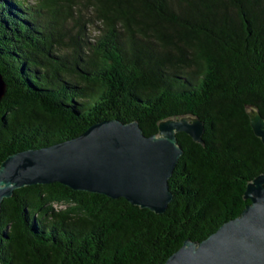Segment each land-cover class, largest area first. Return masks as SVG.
I'll list each match as a JSON object with an SVG mask.
<instances>
[{
	"label": "trees",
	"instance_id": "obj_1",
	"mask_svg": "<svg viewBox=\"0 0 264 264\" xmlns=\"http://www.w3.org/2000/svg\"><path fill=\"white\" fill-rule=\"evenodd\" d=\"M0 75V162L100 120L145 135L169 117L204 123L203 143L176 132L162 213L58 182L14 189L0 264L162 263L239 215L264 171L246 113L264 117V0H0Z\"/></svg>",
	"mask_w": 264,
	"mask_h": 264
},
{
	"label": "water",
	"instance_id": "obj_2",
	"mask_svg": "<svg viewBox=\"0 0 264 264\" xmlns=\"http://www.w3.org/2000/svg\"><path fill=\"white\" fill-rule=\"evenodd\" d=\"M4 88L0 75V97ZM246 113L264 146V117L252 106ZM180 131L203 143V121L184 114L160 120L150 135L137 121L113 118L72 138L10 153L0 162V209L16 188L58 182L162 213L173 196L168 178L183 152ZM243 198L248 202L239 215L202 240L184 239L158 264H264V171L246 184Z\"/></svg>",
	"mask_w": 264,
	"mask_h": 264
},
{
	"label": "rangeland",
	"instance_id": "obj_3",
	"mask_svg": "<svg viewBox=\"0 0 264 264\" xmlns=\"http://www.w3.org/2000/svg\"><path fill=\"white\" fill-rule=\"evenodd\" d=\"M88 31L91 33V39L96 35L97 31L94 27L88 26ZM56 207H59V205H55Z\"/></svg>",
	"mask_w": 264,
	"mask_h": 264
}]
</instances>
